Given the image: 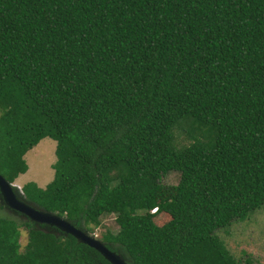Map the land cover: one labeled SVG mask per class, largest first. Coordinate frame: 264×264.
<instances>
[{"label":"trees","instance_id":"1","mask_svg":"<svg viewBox=\"0 0 264 264\" xmlns=\"http://www.w3.org/2000/svg\"><path fill=\"white\" fill-rule=\"evenodd\" d=\"M46 138L27 201L83 232L115 215L126 264H240L215 233L264 206V0H0V175ZM0 264L110 263L0 214Z\"/></svg>","mask_w":264,"mask_h":264},{"label":"rangeland","instance_id":"2","mask_svg":"<svg viewBox=\"0 0 264 264\" xmlns=\"http://www.w3.org/2000/svg\"><path fill=\"white\" fill-rule=\"evenodd\" d=\"M176 135L177 145L184 146L189 143V140L184 137L181 131L178 133L176 132ZM55 146V141L46 138V141H40L38 146L25 154L24 160L28 169L24 174H20L12 184L21 198H25V194L22 191L24 185L32 183L38 188L43 189L53 180L54 170L52 165L56 160ZM178 179L179 175L177 172H170L163 177L162 183L164 185H176ZM0 205H4L5 207L4 211H0L1 215H8V217L17 220V222L33 223V227L37 229L63 237V232H57L55 230L56 228L45 224L31 222L26 216L7 207L4 204L1 195ZM33 205L37 207L34 203ZM99 221L100 222L97 226L84 224L82 227L83 230L86 228L91 229V231L88 232L84 230V233L98 240L107 232L114 234L118 231L115 215H102L99 218ZM20 232V251L23 252L28 239V231L25 228L20 227ZM215 235L223 241L230 254L236 260L240 261V264H264V206L257 211L250 213L245 220L234 222L229 227L217 231Z\"/></svg>","mask_w":264,"mask_h":264},{"label":"water","instance_id":"3","mask_svg":"<svg viewBox=\"0 0 264 264\" xmlns=\"http://www.w3.org/2000/svg\"><path fill=\"white\" fill-rule=\"evenodd\" d=\"M0 195L4 204L15 212L26 216L31 222L45 224L56 228L59 231L69 234L77 239L78 242L99 252L110 264H126L124 260L94 237L88 236L80 228L72 225L66 219L57 215L45 212L32 203L21 198L12 183H9L0 175Z\"/></svg>","mask_w":264,"mask_h":264},{"label":"clouds","instance_id":"4","mask_svg":"<svg viewBox=\"0 0 264 264\" xmlns=\"http://www.w3.org/2000/svg\"><path fill=\"white\" fill-rule=\"evenodd\" d=\"M43 141H46V140H43ZM42 142V141H41ZM13 184V183H12ZM25 199V198H24ZM26 200V199H25ZM27 201V200H26ZM29 202V201H28ZM31 203V202H30ZM33 204V203H32ZM155 209H153L151 212H154ZM99 240V239H98Z\"/></svg>","mask_w":264,"mask_h":264}]
</instances>
